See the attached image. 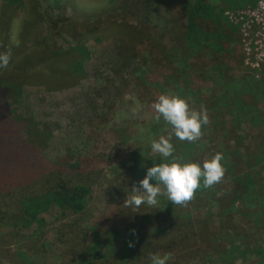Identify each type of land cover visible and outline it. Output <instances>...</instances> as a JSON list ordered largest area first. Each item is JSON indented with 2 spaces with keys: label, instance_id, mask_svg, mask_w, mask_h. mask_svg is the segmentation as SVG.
Returning a JSON list of instances; mask_svg holds the SVG:
<instances>
[{
  "label": "trees",
  "instance_id": "obj_1",
  "mask_svg": "<svg viewBox=\"0 0 264 264\" xmlns=\"http://www.w3.org/2000/svg\"><path fill=\"white\" fill-rule=\"evenodd\" d=\"M175 1L0 0V53L11 49L7 68H0V223L30 227L53 208L76 217L70 227L86 241L76 244L78 252L67 247L66 253L74 255L76 264H151L149 253L170 254L167 264L185 259L189 264L198 256L223 262L232 258L229 263L233 264L236 255L262 250L255 247V240L245 244L242 237L256 229L253 218L259 227L264 222V163L260 159L249 163L245 158L240 166L237 145L242 147L239 143L243 139L234 124L239 115L246 127L261 128L264 133V114L250 117L236 101L226 99L230 92L240 98L241 94L253 93L248 89L261 87L264 95V84L246 70V79L225 80L229 76L226 65L231 62L230 46L239 43L240 35L238 28L222 16L224 7L209 0H178V9L171 8ZM255 2L239 0L229 3L228 8L241 10ZM61 7L69 14L59 15ZM40 25L47 31L43 37ZM109 38L118 41L120 69L130 70L115 88L116 97L130 88L135 97L151 95V86L160 95L188 97L196 110L201 106L207 109L210 122L202 128V138L188 143L173 137L174 155L185 162L202 163L222 152L226 173L219 184L198 189L186 207L168 200L142 215L116 209L95 216L89 211V196L99 169L98 158L78 159L76 165L69 156L50 162L45 155L48 131L38 129L18 106L17 97L26 85L43 86L49 92L76 86L85 77L84 64L90 56L86 42ZM68 39L74 45L61 49L59 42ZM142 45L148 48L143 57ZM240 55L237 63L243 66ZM217 56L222 58L220 62H216ZM201 57H207L206 65L196 68L194 62ZM155 61L164 69L170 68L166 75L177 77L175 85L167 84L164 74L147 82L144 75ZM193 69L197 71L194 74ZM203 75L219 88L206 92L200 80ZM220 109L231 116L229 122L225 114L220 115ZM223 124H229V135H219ZM145 130L146 138L154 141L166 136L171 126L161 118L158 124L148 123ZM145 162L143 177L148 168L163 161L160 156H150ZM246 217L250 222L240 231L236 224Z\"/></svg>",
  "mask_w": 264,
  "mask_h": 264
},
{
  "label": "rangeland",
  "instance_id": "obj_2",
  "mask_svg": "<svg viewBox=\"0 0 264 264\" xmlns=\"http://www.w3.org/2000/svg\"><path fill=\"white\" fill-rule=\"evenodd\" d=\"M209 1L224 7L223 17L226 12L239 10L228 8L229 3L233 5L239 0ZM178 3V0L172 2L171 8L178 9ZM58 14L64 15L69 12L61 7ZM46 34V28L40 25V37ZM117 44L118 41L114 38L86 42L85 46L90 56L84 64L85 77L76 86L49 92L43 86L26 85L21 88L17 97L18 106L23 109L25 117L31 118L38 129L43 127L48 131L45 155L50 162L61 156H69L73 157L71 162L76 165L78 159L98 158L99 169L94 175L89 196V211L95 216L116 209L124 212L137 211L142 215L146 214L149 208L154 211L168 201L166 195H161L154 206L143 204L135 208L124 205L127 197L133 195V187H139V181L144 178L142 167L146 165L145 160L150 156L156 159L159 157L151 148L153 141L146 138L145 127L152 121L157 124L159 122L155 119L156 113L152 104L160 94L157 89L149 86L151 93L153 92L151 95L143 93L142 96L139 94L135 97L130 88L123 91L120 97L115 96V88L121 85L130 72L128 69H120L121 61L116 56ZM73 45L69 39L59 42L63 50ZM230 48L231 62L227 61L226 65L229 76L225 77V80L238 82L242 78L246 79L244 77L246 70L254 80L259 81L261 78V83L264 84L262 72L255 77L247 68L238 65L240 53L243 61L240 43L231 45ZM139 49L142 57L148 52L147 46H139ZM217 58L216 62L222 59L218 56ZM206 61L207 57L199 58L194 62L195 67L199 68L204 63L206 65ZM169 69H164L163 65L155 61L147 68V74L144 76L147 82L151 83L158 79L155 75L164 74L166 77L162 78V81L164 79L167 84L173 86L178 79L174 74L166 75ZM195 72L197 71L191 70L192 74ZM200 80L205 84L206 92L219 88L205 75ZM162 81L160 80L159 84ZM261 89L262 87L259 90L248 89L247 91L253 93H249V96L241 94L240 98H235L236 95L234 97L233 92H230L226 100L229 102L232 99L234 103L236 101V104L243 108V114L250 117L263 115L264 95ZM219 111L220 115L225 114L227 122L231 120L226 111L221 109ZM237 116L239 120H235L234 130L243 139V143H239L242 147L237 145L241 154L237 161L240 162V166L244 165L245 158L249 159V163L259 159L264 163V133L261 132V128L246 127L245 119ZM228 125L221 126L219 135H229L231 129ZM256 168L259 170L258 165ZM153 211L150 214H153ZM237 217L235 219H238ZM40 218L42 221L30 227H13L0 223V264H76L74 255L66 253L67 247H72L73 252H78L76 244H86L82 234L70 227L76 217L53 208L41 214ZM249 220L247 217L242 221L238 220L240 223L236 225L240 231H243L244 223H249ZM253 220L252 226L256 229L252 228L254 232H250L247 237L243 236L242 241L246 244L255 240L257 243L255 247L262 250H257L258 254L245 251L240 257L236 255L233 264H264V222L262 227H259L256 218ZM227 260L210 261L208 258L198 256L189 264H231L229 262L233 259ZM186 261L181 260L178 264H186Z\"/></svg>",
  "mask_w": 264,
  "mask_h": 264
},
{
  "label": "clouds",
  "instance_id": "obj_3",
  "mask_svg": "<svg viewBox=\"0 0 264 264\" xmlns=\"http://www.w3.org/2000/svg\"><path fill=\"white\" fill-rule=\"evenodd\" d=\"M10 59L11 49L0 53V68H7ZM188 101V97L161 94L152 104L156 113L155 119L159 121L163 118L171 126V131L166 136H160L151 144L153 152L163 162L155 163L147 169L145 177L139 181V187L134 186L133 195L125 200V206H154L158 203L159 196L166 195L171 204L186 207L195 198L198 189L211 188L223 180L226 168L222 163V152H217L202 163L185 162L174 155L173 137L182 142L195 143L203 136L202 128L210 122L206 108L201 106L200 110H196ZM133 111L135 113L136 110ZM153 180L155 183H152ZM129 246H132L131 243ZM170 258V254L161 256L158 253H149L151 264H167Z\"/></svg>",
  "mask_w": 264,
  "mask_h": 264
},
{
  "label": "built area",
  "instance_id": "obj_4",
  "mask_svg": "<svg viewBox=\"0 0 264 264\" xmlns=\"http://www.w3.org/2000/svg\"><path fill=\"white\" fill-rule=\"evenodd\" d=\"M227 21L238 28L243 66L257 77L264 72V0L252 7L226 12Z\"/></svg>",
  "mask_w": 264,
  "mask_h": 264
}]
</instances>
